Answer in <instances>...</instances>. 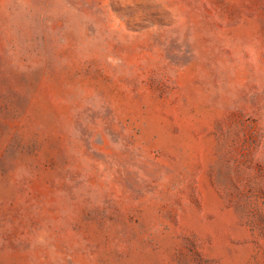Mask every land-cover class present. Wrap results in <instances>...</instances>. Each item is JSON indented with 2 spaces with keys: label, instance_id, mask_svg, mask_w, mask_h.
Segmentation results:
<instances>
[{
  "label": "rangeland",
  "instance_id": "1",
  "mask_svg": "<svg viewBox=\"0 0 264 264\" xmlns=\"http://www.w3.org/2000/svg\"><path fill=\"white\" fill-rule=\"evenodd\" d=\"M0 264H264V0H0Z\"/></svg>",
  "mask_w": 264,
  "mask_h": 264
}]
</instances>
